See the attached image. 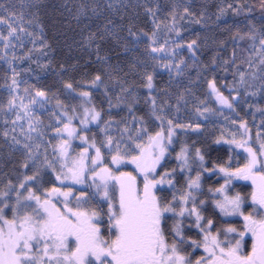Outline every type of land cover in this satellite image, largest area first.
<instances>
[{"label":"trees","instance_id":"1","mask_svg":"<svg viewBox=\"0 0 264 264\" xmlns=\"http://www.w3.org/2000/svg\"><path fill=\"white\" fill-rule=\"evenodd\" d=\"M109 2L113 5L111 9L107 8ZM129 3L131 6L125 7ZM82 5H87L91 20L84 16L79 21L73 18ZM97 5L99 17L91 12V8ZM148 8L152 13L146 11ZM9 14L24 16L27 23L29 17L36 40L33 47L28 44L22 48V58L13 65L0 56V194L8 193L7 197L0 195V202L4 200L1 207L4 204L16 205L19 193L18 209L29 191L40 193L55 186V175L48 166L34 167L35 156H48L50 151L43 149L36 138L19 128L18 120H14L16 108L23 98L32 100L35 97L48 113H54L43 117L52 124L41 133L53 139H64L57 137L52 128L62 126L58 118L66 122L65 112L78 118L72 122L78 126L84 108L95 107L102 112V120L119 121V124L111 125L114 129H121L128 118L134 117L139 124L145 120L155 124L157 111L163 108L165 115L173 121L175 133L174 145L166 150V155L170 156L177 150L180 153L175 152L174 156H180L181 149L195 154L199 150L203 156L200 163H205V170L223 168L229 150L216 144L214 139L198 137L203 126L197 128L199 125H195L184 130L175 127L183 121L181 118L196 122L201 116L197 114V106L192 99L204 101L211 94V85H214L217 92L228 99L231 108L240 98L255 112L264 109V64L261 63L264 48L260 44L264 39L262 0H0V20L6 22L5 17ZM107 18L113 19L117 25L123 24L125 30L115 29L121 37L119 41L112 37L97 41L100 44L99 55L108 57V62L117 66L113 78H105L97 88L91 81L97 71H103V65L96 61L95 46L85 50L79 45L90 31H100ZM152 20L155 21L154 27ZM129 26L134 36L128 35ZM157 40L166 45L165 50H183L188 56L190 69L186 73L173 71L175 76L171 77L162 73L158 60L160 52L152 53L149 47H156ZM189 44H193L191 50ZM125 47L129 51L125 52ZM134 60L142 61V66L125 75ZM148 75L152 76V89L147 87ZM13 79L16 84H13ZM67 83H71L73 89H67ZM121 84L128 89L127 93L121 91ZM37 91H45L46 97H37ZM82 91L90 92V97H81L79 93ZM187 91L188 94H184ZM152 98L157 102L155 115L150 103ZM10 100H14L12 107H9ZM190 113H193L192 118ZM98 123H94V129H98ZM13 137L20 141L14 147ZM24 144L31 145L32 159H29V151L24 149ZM122 151V154H128ZM25 163L27 168L23 166ZM165 168L162 163L158 173ZM205 170L200 172L204 176L207 174ZM37 173L35 181H28L25 188L19 187L26 176ZM178 177L175 174L171 176L170 185L175 184L173 180H178ZM209 184L204 185L206 189H209ZM169 189L170 194L171 187ZM7 212L16 216L11 210ZM6 215L5 212V218Z\"/></svg>","mask_w":264,"mask_h":264},{"label":"snow or ice","instance_id":"2","mask_svg":"<svg viewBox=\"0 0 264 264\" xmlns=\"http://www.w3.org/2000/svg\"><path fill=\"white\" fill-rule=\"evenodd\" d=\"M262 2H264V0H262ZM130 6V3L125 5V7ZM112 7V3L109 2L107 8L111 9ZM97 8H99V5L91 8V12L93 16L99 17L100 12L97 11ZM146 11L152 13L150 8L146 9ZM185 11H187V9H185ZM81 16H84L88 20L92 19L91 16H88L87 5H82L81 8H78L73 18L79 21ZM120 19L123 20V17ZM4 22L5 21L0 20V23ZM116 28H119L120 31L125 30L123 24L117 25L113 19L107 18L106 23L100 31H90L79 45L85 50L95 46L96 61L103 65V71H97L91 81L94 87L99 88V86L104 83L105 78L111 80L113 78V73L117 71V66L109 63L108 57L99 55L100 44L97 43L98 40L104 41L108 37L115 38L119 41L121 37L119 32L115 30ZM9 29V36L17 32V29L12 27L11 24H9ZM20 31L23 32L26 30L21 28ZM127 32L130 36L135 35V33L132 32L131 26L127 28ZM29 35L31 34L29 33ZM153 36H155V33H153ZM0 38L7 39V37ZM153 43H155V40H153ZM193 44H195V41H193ZM193 44L188 45L190 50ZM260 44L264 47V39L260 41ZM5 46L7 47V45ZM149 47L152 53L164 51L163 46L157 48L150 45ZM127 51H129V49L125 47V52ZM91 54L90 52L89 55ZM153 59H155V57H153ZM261 63L264 64V60H262ZM142 64V61H132L125 75L134 72L135 69L138 66H142ZM165 67H167V65ZM176 68L179 71L180 66L176 65ZM120 71H123V69L121 68ZM147 81V87L152 89L153 84L151 75L147 76ZM13 84H16L15 79H13ZM65 87L67 89H73L71 83H67ZM211 87L212 91L216 92L219 102L231 108L232 105L229 103L228 99L218 93L214 85H211ZM25 91H27V89H25ZM121 91L127 93L128 89H125L121 84ZM35 95L43 99L47 94L45 91H37ZM79 95L87 99L91 94L88 91H82ZM117 99H119V97H117ZM31 103L36 104L38 101L33 97ZM150 103L153 106V114L155 115L157 107L156 99L152 98ZM13 104L14 100H10L9 107H12ZM41 106H43V104H41ZM109 106H112L110 99ZM24 107L27 108L26 105ZM163 110L164 109L161 108V111ZM177 111H179V109H177ZM197 111H199V109ZM73 112H75V109H73ZM25 115H28V113L26 112ZM64 117H66V122H63V128L55 127L57 137L63 136L64 134H66L67 137L63 139L58 146L53 147V151L58 153L60 157L67 156L69 139L79 135V132L84 131L83 128L78 130L72 127L73 120L78 119L76 116H70L65 112ZM22 118L23 117L17 114V120ZM156 119L163 121L164 117L156 116ZM101 120L102 112L92 107L84 108L83 118L80 119L79 122L83 125H87L89 123H98ZM135 120L136 118L134 117L133 127ZM13 123H15V121ZM104 123L111 125L112 123L119 124L120 122L109 120ZM167 124L166 137L163 128L161 131L157 132L155 136H149L151 142L150 147L154 146L158 149L159 155L152 158L151 153H149V158H145V154L143 150H141L140 155L132 156L131 162L143 173L144 182L142 189L137 187L135 177L128 174H121L120 177H116L112 175L111 169L106 166L100 167L99 171H97V168L100 166V163H102V148H108L110 154L114 152L115 154L112 155V162L119 164L122 160L120 145L124 142V135L127 134L129 141V143L125 144V148L129 151H134L135 149L132 148V144L135 143L136 140L142 139L143 135H148L146 128L142 127L133 135L132 128L125 125L119 139L108 134L106 128H102L101 131L105 132L106 138L100 141V146L97 147L95 141L89 144V148L95 150V156L90 157L93 167L87 169V171L92 173L96 189L102 191L104 198L107 199L109 196V182L115 181L119 184L120 197L118 205L114 207L111 202H109L108 231L110 235L108 239H104L101 235V229L98 226L99 214L97 212L93 211L91 215L84 211H73L72 209H68L66 213L61 212L50 199L45 198L41 201V197L34 195L31 191H29V195L24 199L26 201H35V206L30 203L24 205L23 215H19V223H17L15 218L12 220H4L5 208H10L14 215L17 214V206L20 205V196L19 193H17L16 205L10 206L4 204V207H0V220H4V225H6L8 229V231L5 232L4 228L0 227V264H52L53 261L55 264H190V261H188L185 256L180 255L175 243L171 245L167 243L166 233L180 236L181 231L179 221L176 222L173 229L167 227L166 221L169 217H167L166 214L172 212L175 215L184 217L187 212L189 216L195 215L197 227H200L199 222L202 217L199 214L196 199L191 191L192 189H199V176L189 181V191L187 194L181 195L179 200L173 196L172 203H163L153 191L158 185L165 182L164 177H161L160 180H156L155 176L152 174L156 172V166L160 163L166 150L163 145L164 139L166 138L168 143L171 144L172 136L175 134L173 130V121L169 119L167 120ZM175 127L179 128L184 126L177 123ZM29 131H38L37 125L31 121H29ZM80 139L87 142L86 138L83 136H81ZM13 142V147L15 144L20 143L15 137H13ZM23 147L29 151V159H32L34 154L31 153V145L24 144ZM261 147L264 149V145ZM135 148L140 149L141 145L136 143ZM246 151L249 153L250 159L245 168L237 169L236 173H226L227 175H241L245 179L252 178L253 169L256 168L258 164L260 165V171L264 172V160H258L257 154L251 148L246 149ZM87 152L88 148H85L81 160L73 162V166L68 168V172L72 174L71 179L76 183H83V177L86 171L84 160L89 159V157L85 155ZM197 155L200 156L199 150H197ZM261 155H264V151L261 152ZM181 158H183L184 165H187L188 157L184 149H181V155L177 157V159ZM45 159L47 160V157ZM200 160H203V156H200ZM23 166L27 168L28 164L25 163ZM47 166L54 168L52 162H48ZM220 170L226 171L223 168ZM37 175L38 173L32 176H26L25 181L22 182L19 187L25 188L26 183L28 181H35ZM165 175L168 174L166 173ZM124 176H127V179L122 178ZM64 178L67 179L68 176L65 175ZM57 179H60V176H57ZM260 179L264 181V176H261ZM97 180L99 183H96ZM167 183L171 184V181L169 180ZM253 183H256L254 178ZM217 191L222 192L223 189H217ZM52 193L63 195L65 199L70 195L68 192H60L59 188L51 189V193L47 195H51ZM0 195L7 197L8 193L4 192ZM189 201H191L192 206L185 207L184 205H187ZM253 201L260 206L261 210H264V183L260 185L259 197H257L255 193L253 194ZM203 203L204 201H200L201 205H203ZM240 205L241 199L239 195L232 198L225 197L224 202L217 201V206L225 212H227L229 208L233 212H238L240 210ZM177 207H179L178 212L176 211ZM28 209H31V212H29ZM245 220L251 221L249 230L255 238V242L252 245V254L248 256L238 255L239 241H237L236 248H229L225 253L224 248H220V244L216 237L211 236L209 232L205 234L204 239L206 243L204 246L205 250L210 252L213 258V264L216 260H220V264H264V219L257 222L252 220L250 214L245 217ZM211 224V220L207 221V226L209 228ZM201 231H204V229L201 228ZM227 231L232 232L235 231V229L229 228ZM210 236L211 247L207 243ZM70 243L74 244V247L70 248ZM216 248H220L222 256H227L226 261L216 257ZM196 264H202V261H196Z\"/></svg>","mask_w":264,"mask_h":264},{"label":"rangeland","instance_id":"3","mask_svg":"<svg viewBox=\"0 0 264 264\" xmlns=\"http://www.w3.org/2000/svg\"><path fill=\"white\" fill-rule=\"evenodd\" d=\"M5 18L7 21L4 23H0V37H7V39L0 38V56L3 60L12 63L13 65L14 62H17L22 58V54L20 53L22 48H24L28 44H31V46L33 47L36 37L31 32V29L33 28L30 26L29 17L28 23L24 20V16H20L18 14H9ZM152 23L154 27L155 21L152 20ZM9 24L17 29V32L12 36H9ZM21 28L25 29L26 31H20ZM29 33L31 35H29ZM5 45H7V47ZM160 46L166 47L165 44L157 40L156 47L159 48ZM158 60L160 71L164 74H168L169 77L175 76L173 71L177 73H186L185 71L187 69H190V66L188 65V56L183 50L177 48H168L167 50L164 49L163 52L159 53ZM166 65L167 67H165ZM176 65L180 66L179 71L177 70ZM187 65L189 68L187 67ZM183 79L187 80L186 77H183ZM184 94H188V91L184 92ZM190 98H192V96H190ZM192 100L194 101L195 106H197L195 108L196 112L199 109L197 114H200L201 116L197 119L196 122H188L184 118H181V120L183 121L179 124L183 125L184 127H180V129L184 130L185 128H191V126L195 125H199L197 126V128L203 126L201 128L203 132L198 137H209L211 141L214 139V142L219 146H225L229 150L227 162L223 167V169H225L226 171H221L218 168H215L214 170L207 169L208 171L205 170V163H200L203 162V160H200V156L193 153L192 151L185 150L188 157L187 165H184L183 158L177 159L178 156H174L176 153H180L177 150H175L176 153L174 151H170V156H167L166 150L172 148L174 145L173 139L175 136L173 135L171 144L168 143V140L166 138L163 141V145L166 150L158 165H161V163H163L165 164L166 168L162 173L157 174V176H155V179L160 180L161 177H164L165 182L158 185L156 189H158L159 191H170L168 187H171V192L168 195L171 198L170 201L172 203L173 196H175L176 199L179 200L181 195L187 194V192L189 191V181L199 176V189H192L191 191L196 199L199 214L202 217L199 222L200 227H197L195 215L189 216L186 212L184 217H180L170 212L169 219L166 221L167 227L169 229H173L176 222L179 221L181 235L174 236L172 234H169L170 239L167 240V243L169 245L175 243L180 255L185 256L187 260L190 261V264H196V261H202V264H213V258L211 257L210 252L205 250L204 246L206 243L204 239L206 233L210 232L211 236H215L218 243L220 244V248H224V250L226 249V242L229 241V248H236L237 241H239V249H242V247L244 246L242 242L243 238L249 237L252 238V243L254 241V236L249 230L251 221L245 220V217L251 214L252 220L259 222L258 215L261 216L260 212H258L255 207H249L250 203H254L253 194H256V190H251L252 198H248V196H245V193H243V187L241 184H248L249 182L253 183V178H255V176H264V172L260 171V165L258 164L257 167L253 169L252 178L245 179L241 175L229 176L226 173H236L237 169L245 168L246 164H248L247 160L250 159L249 153L246 151V149L248 148H251L257 154L258 160H264V155H261V152L264 151V149H262L261 147L262 145H264V109H262L260 112H255L253 109L247 107L245 102L240 100V98L235 107H226L219 102L216 92L213 91H211L210 96L207 97L204 101L199 102L194 98ZM25 105L27 106V108L24 107ZM26 112L28 113V115H25ZM17 114L23 117L22 119L18 120L19 128H21L28 135H33L43 149L50 151L48 156H35L34 167L42 168L44 164L47 166L48 162H52L54 164V168H49L55 175V186L53 188H59L60 192L62 193L68 192L70 193V195H72L73 193V195H75L76 192L72 190V186L70 184L71 182L69 180L64 181L62 179V171L59 169L58 161L55 158V156L57 155H53V147L59 145L61 141L59 142L58 138H48V134H41L42 132H46V128L48 126H51L52 124V122L47 123L43 119V117L49 116V114L54 113H48L40 103L32 104L31 100L23 98L16 108L14 120H17ZM156 116H163L164 120L161 121L155 118V124H149L147 120H145L143 124H139L135 120V124L133 127V119L128 118L127 123H125L121 129L115 128L116 130L112 125H107L104 123L105 118L98 123V129H94L96 127L94 123L83 125L77 122L78 126L72 124V127H75L78 130L83 128L84 131L79 132V135L70 138L68 141L69 146L71 147V149L69 150L70 155L65 162L59 160V162H61V165H64V173L68 172L69 167L73 166V162L81 159L82 154H84V149L88 148V152L85 155H88L87 157H89V159L84 160L86 171L83 179L85 182H92V173L90 171H87V169L93 167L90 157H94L95 150H89L88 144L95 141L96 146H100V141L106 138L105 132L101 131V129L106 128L108 134H114V138L119 139L121 135L120 131L123 130L125 125L132 128L133 135H135V132L139 131L143 127L147 129L148 135H143L142 139H138L135 141V143L132 144V146H134V148H132L135 149L134 152L129 151L127 148H125V144L129 143L128 136L127 134H125L124 142L121 143L120 147L121 151L123 149L127 151L128 154L123 153L121 162L119 164H116L112 162V155H114L115 153L110 154L108 148H102V163H100V166L97 168V171H99L100 167L106 166L111 169L112 175L116 177H120L121 174H128L132 177H135L137 187L142 189L144 182L143 173H141L140 170L136 168V165L131 162V159L132 156L140 155L141 150H143L145 158H149V153H151L152 158H154L156 155H159L158 149H156L154 146L150 147L151 142L149 140V136H155V134L161 131L163 128L164 135L166 137L168 128L167 120H169V118L165 115L164 111L161 110L157 111ZM190 117H193V113H190ZM58 120H60L59 122L63 124L64 121H61V119L59 118ZM29 121L37 125L38 131H29ZM56 127L61 128V126L59 125ZM52 131L55 132V127L52 128ZM81 136L85 137L87 142H85V140H81ZM136 143L141 145L140 149L135 148ZM46 157L47 160L45 159ZM204 170L205 172H207L206 176H204L203 173H200ZM166 173L168 175H165ZM174 174L179 175V179L177 180L175 178L173 180L175 184L170 185L169 183H167V181ZM57 176H60V179H57ZM122 178L127 179V176H124ZM257 178L260 179V177ZM258 182L259 180H256V183L254 185L257 186ZM206 183H210L209 189L205 188L204 185ZM116 186L117 185L115 181L109 182V196L107 199L104 198L102 191H98L95 187L93 189H84L85 191L83 195L78 196V198H76V200L72 203H70L68 199L66 200L63 198H56L57 194L55 193L47 195L48 193H51V190L41 191L40 193L34 190V195L40 196L41 201H43L45 198L50 199L52 203L56 204V207L59 208L61 212L66 213L68 209H72L73 211H84L89 215H91L93 211L97 212L99 214L98 226L101 229V233H103V231L104 233L107 232V234L105 235L108 236L109 202H111L114 207L118 205L117 199L115 200L117 191ZM89 188L92 187L89 186ZM201 189L204 190L203 193L201 192ZM217 189H223V191L218 192ZM204 194H206L210 198V203L212 204L210 210L217 216L218 220V222H216V219L214 217L213 220L210 219L212 221L210 228L207 226V221H209V219L205 216V214H203L204 203L203 205L200 204V196L202 197ZM237 195H239L241 199L240 210L238 212H233L230 208L227 212H225L217 206V201L224 202L225 197L232 198ZM256 195L258 197V194ZM23 197L25 198V196ZM3 201L4 200H2V202ZM2 202H0V207L3 205ZM26 203H30L35 206V201H26L25 199H23V205L17 209L18 213L15 217L13 216V214L7 212L10 211V208L4 210V213H7L6 218L4 217V220H12L15 218L17 220V223H19V215H23L24 205ZM184 206L191 207V201H189V203ZM28 211L31 212V209H28ZM176 211H179V207L176 208ZM227 214L229 215V219H233L234 221L232 229H235V231H233V235L228 234L226 227L227 225H225L224 222ZM262 219H264V210H262ZM4 220H0V227H3L4 231L7 232L8 229L7 226L4 225ZM201 228H203L204 231H201ZM166 236L168 238L167 233ZM211 236L209 237V241H207L210 247ZM215 253L216 257L222 256L221 251L217 249H215ZM52 264H55V262L53 261ZM214 264H219V260H216Z\"/></svg>","mask_w":264,"mask_h":264},{"label":"flooded vegetation","instance_id":"4","mask_svg":"<svg viewBox=\"0 0 264 264\" xmlns=\"http://www.w3.org/2000/svg\"><path fill=\"white\" fill-rule=\"evenodd\" d=\"M248 161H249V159L247 160V163H248ZM161 165H162V163H161ZM159 167H160V165H157L156 166V172L154 173V174H152V175H154V176H157V174H159L158 173V171H159ZM257 177H261V176H255V180H259V182H258V184H257V186H255L254 185V183H248V184H241L242 185V187H243V193H247V195H248V198L250 197V198H252V193H251V190L252 191H254V190H256V194H258V197H259V193H260V185L262 184V183H264V181H261V179H258ZM170 180V179H169ZM168 180V181H169ZM116 187H117V191H116V195H115V200L117 199V202H119V197H120V189H119V184L118 183H116ZM168 187V186H167ZM170 187H168V189H169ZM170 190V189H169ZM154 191V194L159 198V199H161L162 200V202L163 203H171V198L169 197V191H165V190H163V191H159L158 189H154L153 190ZM201 192H202V190H201ZM200 201H204V210H203V214H205V216L210 220V219H212L213 220V217L216 219V222H218V220H217V216L215 215V214H213V212L210 210L211 208V206H212V204L210 203V198L208 197V196H200ZM206 205V206H205ZM210 205V206H209ZM249 206H252V207H255L256 208V210L258 211V212H260V214H261V216H259L258 214V219H259V221L260 220H262V210L260 209V206L257 204V203H250V205ZM170 213V212H169ZM169 213H167L166 214V216L167 217H169ZM232 215V214H231ZM224 222H225V225H227L226 227H227V230L229 229V228H233V219H229V215L227 214L226 215V219H224ZM258 222V221H257ZM217 224V223H216ZM228 234L229 235H233V231L232 232H229L228 231ZM167 235H168V238H167V240H169L170 239V237H169V233H167ZM114 238V237H113ZM71 239V238H70ZM251 240H252V238H249V237H247V238H243L242 239V242H243V244H244V246L242 247V249H239L238 250V252H237V254L238 255H240V256H248V255H250V254H252V245H253V243L255 242V238H254V241H253V243L251 242ZM168 242V241H167ZM230 242V241H229ZM229 242H226V245H225V247H226V249H225V253L228 251V249H229V245H230V243ZM70 248L71 247H74V244H70V246H69ZM233 248V247H232ZM217 250H219L220 251V249L219 248H216ZM218 258H221L222 260H224V261H226L227 260V256L225 255V256H220V257H218ZM91 259V258H90ZM219 264H220V260H219Z\"/></svg>","mask_w":264,"mask_h":264},{"label":"crops","instance_id":"5","mask_svg":"<svg viewBox=\"0 0 264 264\" xmlns=\"http://www.w3.org/2000/svg\"><path fill=\"white\" fill-rule=\"evenodd\" d=\"M73 124V123H72ZM63 128V124H62V126H61V129ZM61 137H63L64 139L66 138V134H64L63 136H61ZM59 140V142L60 141H62L63 139H58ZM91 144V143H90ZM56 146H58V145H56ZM88 146H89V144H88ZM71 149V147L69 146L68 147V154H67V156L66 157H60L59 155H58V153H56V155L57 156H55V158H56V160L58 161V166H59V169L62 171V174H61V177H62V179L64 180V181H67V180H69L71 183V186H72V190L74 191V192H76V194L75 195H70V196H68L67 197V199L69 200V202L71 203V201L75 198H78V196H81V195H83V193H84V190L83 191H81L83 188H82V185H83V183H84V179H83V183H76L73 179H71V173L70 172H65L64 173V171H63V168H64V165H61V162H59V160H61L62 162H65L67 159H68V156L70 155V153H69V150ZM90 149H92V148H89V150ZM88 156V155H87ZM94 156H95V153H94ZM81 159H78L77 161H80ZM65 175H67L68 176V178L67 179H65L64 178V176ZM92 182H93V180H92ZM96 183H99V181L97 180L96 181ZM79 188H80V190H79ZM56 198H58V199H65V197L63 196V195H57L56 196ZM66 199V200H67Z\"/></svg>","mask_w":264,"mask_h":264}]
</instances>
